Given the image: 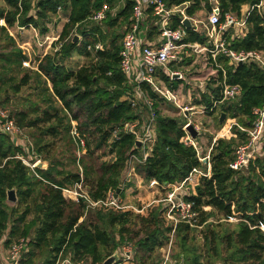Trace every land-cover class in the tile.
<instances>
[{"label": "trees", "instance_id": "obj_1", "mask_svg": "<svg viewBox=\"0 0 264 264\" xmlns=\"http://www.w3.org/2000/svg\"><path fill=\"white\" fill-rule=\"evenodd\" d=\"M2 1L0 95L3 98L0 103L7 105L11 98L20 101V105L14 104L10 109L9 116L18 128L29 130L31 144L27 143L25 150L9 134L0 132V248L6 251L14 241L25 237L29 239L27 252L20 264H59L64 259L97 264L112 254L121 242L137 239L132 264H161L162 259H155L154 254L168 243L172 229L162 202L139 206L141 212L132 207L90 209L84 198H66L62 192L81 183L87 188L90 199L103 200L110 189L118 187L129 155L135 154L141 159L138 148L134 147L133 135L120 131L117 138L112 136L125 121L141 120L129 101L123 98L131 91V85L119 66L121 43L117 41V35L111 33L115 27L129 26L132 0ZM216 1L221 21L225 13L239 18L243 5L251 7L245 20L244 35L231 37L232 26L224 33L228 47L234 51H264V17L255 6L259 0ZM165 2L167 7L187 3V16L204 9L210 12L212 7L209 0ZM120 3L123 5L117 12L108 13L104 20L107 30L103 31L98 24L86 29L89 18L103 4L113 8ZM58 8L68 12L55 43L60 44L59 48L52 45L51 51L37 61L36 69L25 67L23 62L27 57L8 28L15 23L30 24L43 34ZM32 9L34 14H30ZM180 17L178 13L174 14L169 27L177 28ZM149 27L155 29L152 18ZM74 31L80 36L76 41H73ZM148 37L152 35L149 33ZM98 42L103 45L102 50L93 48ZM183 42L212 47L205 32L192 28L186 29ZM88 45L92 50L87 49ZM74 53L89 61L76 69L67 68L65 60ZM216 61L224 73L217 68L216 78L208 83L205 93H201L194 103L208 109L219 100L223 82L238 85L239 98L219 105V110L233 123L249 128L255 118L253 109L264 108V69L252 62L230 64L229 58L222 53L217 54ZM157 74L167 85L174 89L178 87L165 72L158 71ZM24 88L27 92L21 96ZM143 88L154 99L156 140L149 156L137 162L135 171L146 181L156 179L161 185L179 183L193 168L203 164L193 147L181 141L184 123L162 115L158 101L164 99L153 93L149 86L143 84ZM71 120L76 122L78 136L84 140L79 157L74 152L78 148L76 140L70 134ZM236 124L231 126L230 136L216 138L210 151L208 175H197L195 182L187 186L184 199L194 203L198 223L206 225V229L199 248L187 243L189 226L185 223L177 225L172 237L180 248L173 254L176 263L182 260L181 264H205L203 258L209 264L216 261L221 264H264V233L259 229L264 224V139L263 154L254 155L245 171L231 169L228 164L234 158L235 146L247 138ZM59 142H63L64 147L58 154L66 155L65 160L53 153ZM101 150L112 158L96 163L100 159L97 153ZM21 155L30 156L31 163L35 157L46 161V168L35 166L31 169L19 157ZM11 188H15V203L6 198V191ZM216 214L225 220L237 218V222L227 229L222 224L209 223L210 217ZM3 235L5 238L2 239ZM2 261L0 256V264Z\"/></svg>", "mask_w": 264, "mask_h": 264}, {"label": "built area", "instance_id": "obj_2", "mask_svg": "<svg viewBox=\"0 0 264 264\" xmlns=\"http://www.w3.org/2000/svg\"><path fill=\"white\" fill-rule=\"evenodd\" d=\"M210 1V0H209ZM132 10L130 16V24L125 29V35L122 41L120 50V69L127 78L128 84L131 85V91H128L123 96L124 99L128 100L135 113L139 115L140 119L125 121L120 128L113 131L112 136L118 137L120 131L131 134L135 140L140 141L138 150L141 152V159L137 158L135 154H130L127 161L125 170H127V176L124 181H121L118 185L120 191L124 190L122 185L135 176V169L133 162L144 161L149 156L153 144L156 140L155 133V107L154 99H152L146 89L143 88V84L149 86L150 90L157 94L159 97L176 103L177 90L167 85L157 74L158 71H163L169 76L170 80L183 79V74L179 71L170 70L171 64L179 63L184 59V56L188 54V50L195 53H203L207 55L208 60H211V64L215 69L219 68L223 71L221 65L216 61L218 53L229 58L230 64H237L242 62H252L259 68L264 69V51L263 50H250V51H234L228 47V43L225 42L224 33L230 26L235 27L236 31L233 32V36L244 35L243 31L246 30L245 20L248 15L245 14L243 18L236 19L232 13H225L224 20L220 19V9L218 4L214 2L211 10L207 17V27L205 34L209 39V43L212 47L199 44V43H184L183 39L186 36V28L183 26L182 21L184 18H189L185 15V7L188 5L184 3L178 6L167 7L165 0H132ZM259 14L264 17V0H259L255 5ZM117 6L110 8L107 4H103L101 8L95 11L89 18L91 25L102 23L108 13L115 14L117 12ZM151 9V11H148ZM180 13V25L177 28H170V20L175 13ZM153 19L154 25L159 29V38L151 43H146L142 36V30L149 28V19ZM193 20V19H192ZM194 21V20H193ZM192 24V22H191ZM194 24L196 22L194 21ZM31 26V25H29ZM23 28V27H20ZM34 32L36 30L34 28ZM75 34V33H74ZM76 35V34H75ZM36 37V34H35ZM80 37V36H78ZM50 40L49 36H45L43 41H38L39 45H42L45 41ZM60 46L57 45L56 49ZM27 46L24 47L26 50ZM96 50H102L103 45L98 42L93 46ZM88 50H92V46H87ZM25 65V62H23ZM240 87L238 85H229L223 82L221 89V96L219 100H215L212 107L206 109L203 107L201 112H211L213 108H218L219 105L225 102L237 100L240 96ZM193 109L187 108V111ZM216 110V109H215ZM215 112V111H214ZM253 115L255 116L251 126L244 128L240 125L237 127L244 131L247 135L245 141L238 143L234 148V158L228 164V166L235 171H245L248 167L249 161L254 155H262V144L264 139V108L253 109ZM187 118V115H185ZM192 124L197 130L201 131V127L196 123H193L191 119L184 122L182 129L184 135L181 141L189 146H192L196 152L198 160L203 164L202 167L193 168L188 176L179 183L161 185L156 179L148 180L151 186H167L169 192L166 197L161 200L163 208L165 209V216L172 226L170 239L168 243L161 247L166 248L167 253L165 256L164 263L167 262L169 255V249L173 233L179 223H185L190 227L201 228L203 224L198 223V212L193 209L194 203L186 201L184 196L188 193L186 185H192L197 175L207 176L210 169V151L215 143V138L211 147L206 151V155H202V148L197 143L196 139H192L190 134L186 131V126ZM0 132L9 134L13 140L15 135H19L22 132L21 128H18L13 120L5 111L0 110ZM71 136L76 140L78 150L84 146V140L79 138L76 122L71 120L70 128ZM15 143L19 144L17 137L14 138ZM135 147V146H134ZM80 156V153L77 155ZM21 158V157H20ZM40 160L36 159L32 164L27 165L33 169ZM196 176V178H195ZM82 184L78 183L73 189H63V195L70 196L71 194H77L78 197L84 198L87 203V208L94 209L97 207H110L113 206L118 209L124 207H132L130 205L123 204L122 198L119 196V192L116 193L115 189H110L105 199L94 201L89 198L86 191H83ZM187 190V192H186ZM77 197V198H78ZM73 198V197H71ZM76 198V199H77ZM134 208V207H132ZM135 209V208H134ZM141 211V209H135ZM231 219V218H230ZM259 229L264 233V224L259 226ZM29 239L21 237L14 241L7 250V256L5 259L6 264H20L24 254L27 252V243ZM118 250L119 259L114 264H132L135 256V246L125 240L120 243L116 248ZM59 264H85L84 261L72 262L69 259L62 260ZM97 264H103L97 263Z\"/></svg>", "mask_w": 264, "mask_h": 264}, {"label": "rangeland", "instance_id": "obj_3", "mask_svg": "<svg viewBox=\"0 0 264 264\" xmlns=\"http://www.w3.org/2000/svg\"><path fill=\"white\" fill-rule=\"evenodd\" d=\"M211 4H213L215 1L210 0ZM0 3L3 4V1L0 0ZM186 8V7H185ZM62 13V12H60ZM209 12H207L206 9L204 10H200L197 11L192 17V19L196 22V25L199 27V30L203 29V32L206 31L207 27L209 28V25L207 24V17H208ZM113 15V14H111ZM57 15L55 14V17ZM65 17V18H64ZM54 15L51 17V21H54ZM66 19V13L64 14H60L59 18H57V22H65ZM52 22L50 23V27H52ZM90 24V23H89ZM100 26H102L101 28L104 29L103 31L107 30V26L105 24V21H103ZM124 25L119 26V27H115V29H113V34L117 35V41L119 43H121L122 45V41L125 35V32H123L124 30ZM235 28V27H234ZM233 28V32H235ZM112 29V28H111ZM238 31V30H236ZM105 33V32H104ZM110 33V31L108 32ZM111 38V37H110ZM33 46V48L35 49L34 44H31ZM188 54L186 56H184V58H190V54H193V59H194V64L192 65V63L189 65H183L181 66L180 64H176V65H171L169 68L172 71H179L183 74V79H180V83L178 84V87L176 88L177 90V100L176 103L173 101H167V100H159L158 101V110L161 112L162 115L164 116H168L171 118H176L180 123H184L187 122L188 119H191L193 123H196L197 125H199V127H201V135L200 137L197 139V142L203 147L202 150V155H206V151L211 147V143H213V140L215 138H218V136L223 135V136H230L229 130L232 126L233 121L225 116V119L220 123L219 122V116H215L218 111H219V107L216 108V114L213 115L214 113H209V112H201L202 107H199L198 105H196L194 103L195 100L199 99V96L201 94V90L205 89L206 84L212 79V77H216V71L213 72L212 75H209L208 72H210L211 70V66L209 64L210 61L207 58L206 54L203 53H195L191 50L187 51ZM199 54V55H198ZM32 58H34V54L31 56ZM68 61L73 62L71 65V67H76L78 64H84L86 62H88L89 60L83 56H79L74 54ZM209 62V63H208ZM28 67V66H26ZM192 77V78H191ZM27 92V88H24L21 91V96H23L24 94H26ZM3 98V95H0V99ZM14 104L20 105V101L15 100L14 98L10 99V103L9 104H5L2 105L0 103V110L5 111L7 114H9L10 109L13 107ZM193 107V109H191L190 111H187V108H191ZM185 115H187V118L185 117ZM213 115V116H210ZM221 125H220V124ZM217 125H220V127L217 128ZM28 129L23 128L21 134L19 135H15L13 137V141L15 142V137H17L19 144L25 149L27 150V143L31 144V138H29L28 136ZM64 147V143L63 142H59L57 144V146L54 149L55 156L56 157H62L60 154H58V152ZM78 149V148H77ZM75 150L74 152L78 155V153H80V155L82 154L81 150ZM97 155H100V159L95 161L96 163L101 162L103 160H109L112 158V155L108 154V153H102L101 151H98ZM21 157V159L23 160V162L27 165L28 164H32L31 163V157L30 156H19ZM67 156L64 155L62 157L63 160H65ZM35 159H39V162H45L47 165L46 161L41 160L38 157H35ZM138 161H134L133 162V166L135 169V165L137 164ZM73 167V166H71ZM136 172V171H135ZM127 170L124 169V172H122L121 177H120V182L124 181L125 177L127 176ZM139 177H141L138 173L137 176H132L131 177V182L133 183V187H131L130 181L128 180L125 185H122V188H125V190H128V192H124V194L121 196L122 200H123V204L126 205H130L132 207H134L135 209H138L139 206H148L153 202H156L157 200H161L162 198L166 197L167 193L170 191L168 187H151L149 182H147L146 180H141L138 182ZM196 178V176H195ZM135 184V185H134ZM139 184V185H138ZM187 186L190 185H186V189ZM75 189V188H74ZM72 190L74 192H76L75 190ZM83 191H86L87 188L85 186H82L81 188ZM187 192V190H186ZM71 197H69L68 195H66V198H70V199H76L78 197V195L76 194H70ZM210 208H207L206 210H209ZM141 212V211H139ZM89 215V214H88ZM87 215V216H88ZM221 216L219 214H216L215 216L210 217V219L208 220L209 223H212L213 225H217V224H222L223 228H229V227H233L235 224V222H237V218H231L229 220H225V219H221ZM30 218V216L28 217ZM92 219V218H91ZM191 229L190 231H188V244L189 246H199L202 247L203 244V237L202 234L206 229V225H203L201 228H194V227H190ZM5 238V235H3L2 239ZM136 240L137 239H127V241L131 242L135 247H136ZM122 243V242H121ZM7 251V250H6ZM180 251V248L178 247V245L175 242V239L172 238L171 241V246L169 249V255H168V260L165 264H181L182 260L179 261V263H176V261L173 258V254L175 252ZM167 253V249H161L159 248L156 253L154 254L155 259L158 258L159 260L162 259V263H164L165 260V256ZM203 263L205 264H209L208 261H206L205 259H201ZM85 264H88V262H85ZM215 264H221V262L216 261Z\"/></svg>", "mask_w": 264, "mask_h": 264}, {"label": "crops", "instance_id": "obj_4", "mask_svg": "<svg viewBox=\"0 0 264 264\" xmlns=\"http://www.w3.org/2000/svg\"><path fill=\"white\" fill-rule=\"evenodd\" d=\"M213 1H215L216 3H217V1L216 0H213ZM34 2V1H33ZM123 2V1H122ZM120 5H123V3H120L119 5H116L117 7V10L120 8ZM250 9H251V7L249 6V5H243L242 6V8H241V15H240V17L238 18V17H236L235 16V18L236 19H241V18H243L244 17V15L245 14H247L249 11H250ZM60 12H62V13H60ZM65 13H66V19H67V15H68V12L67 11H65V10H63V9H61V8H58L57 9V13H56V17H55V15H54V21L52 22V21H50L49 23H47V25H46V27H47V30H46V32L45 33H41L40 32V30H39V28L38 27H34L33 25H31V26H29V25H19L18 23H15V25L14 26H12V27H10V28H8V32H9V34L15 39V41H16V43H17V45L21 48V50H22V52H23V54L27 57L26 58V60L24 61L25 62V67L26 66H28V67H30V68H32V69H36V64H37V61L39 60V59H41L47 52H49V51H51V49H52V45H55V43L57 42V39H58V37H59V34H60V32H61V30H62V28H63V25H64V23L67 21H65V22H57V18H59V15L60 14H64L65 15ZM178 13V12H177ZM30 14H34V9H32L31 10V12H30ZM176 14V13H175ZM178 14H180V13H178ZM186 15V14H185ZM187 16V15H186ZM52 17V16H51ZM190 18H192L191 16H189ZM65 18V17H64ZM190 20V19H189ZM52 22V27H50V23ZM191 22H192V29H194L195 31H199V32H202L203 31V29H201V30H199V27L196 25V24H194V21L191 19ZM90 22H87L86 23V29H88L89 27H91V24H89ZM0 24H4V21L3 20H0ZM101 24V23H100ZM100 24H98L99 26H100ZM20 27H23V28H20ZM100 27H102V26H100ZM124 27V29L126 28L125 26H123ZM34 28H35V30H36V33L34 32ZM156 29V30H155ZM155 29H153V30H151V27H149V28H146V29H143L142 30V36H143V38H144V41L146 42V43H151V42H153V41H155V40H157L158 38H159V33H160V31H159V29L155 26ZM102 30H104V29H102ZM234 30H235V28H234ZM150 31H152V32H150ZM246 32V30L245 31H243V34ZM74 33H75V31H74ZM151 34L152 35V37L151 38H149L148 37V34ZM35 34H36V37H35ZM77 35V34H76ZM45 36H49L50 37V40H48V41H45L42 45H39L38 44V42H37V40L38 41H43V39H44V37ZM78 36V35H77ZM78 39H80V37H78ZM77 39V40H78ZM76 41V40H75ZM34 44V46H35V49L33 48V46L31 45V44ZM27 46V48H26V50L24 49V47H26ZM56 47H57V45H55ZM56 49V48H55ZM34 54V58H32L31 56ZM75 54V53H74ZM74 54H72V56L74 55ZM193 54L194 53H191L190 54V58H184L181 62H179V63H177L178 65L180 64L181 66H183V65H190L191 63H192V65L194 64L193 62H194V59H193ZM77 55V54H76ZM199 55V54H198ZM71 56V57H72ZM80 56V55H79ZM71 57H68L66 60H65V66L67 67V68H70V69H76L77 67H79V66H81L82 64H78L76 67H71V65L70 64H72L73 62H71V61H68ZM84 57V56H83ZM86 58V57H85ZM209 63V62H208ZM171 65H176L175 63H173V64H171ZM210 66H211V70H210V72H208V74L209 75H212L213 74V72H215L216 71V69L213 67V65L212 64H209ZM216 74H217V71H216ZM192 78V77H191ZM216 78V77H215ZM214 77H212V79L211 80H214L215 79ZM210 80V81H211ZM209 81V82H210ZM174 82L175 83H177V85L181 82H179V81H176V80H174ZM208 82V83H209ZM172 83V82H171ZM208 83L206 84V86L208 85ZM205 86V89L204 90H201V93H205V91H206V87ZM199 98H200V96H199ZM199 107H204L203 105H198ZM214 114L213 115H215L216 114V112H213ZM219 113H220V110L218 111V113L215 115V116H219ZM213 115H210V116H213ZM227 117V116H226ZM218 127H220V126H218L217 125V128ZM200 135H201V132H200V134L197 136V138H196V141H197V139L200 137ZM220 136V135H219ZM221 136H223V135H221ZM198 143V142H197ZM199 144V143H198ZM200 145V144H199ZM201 146V145H200ZM201 148H202V150H203V147L201 146ZM139 152V154L141 155V152L140 151H138ZM135 176H137V173L135 172ZM141 180H143V178L142 177H139V180H138V182L139 181H141ZM148 182V181H147ZM130 184H131V187H133V183L130 181ZM139 184H140V182H139ZM138 184V185H139ZM135 185V184H134ZM151 186V185H150ZM151 187H154V186H151ZM160 187H162V188H164V187H167V186H160ZM129 191V189L128 190H121V191H119V196L121 197L123 194H124V192L126 193V192H128ZM7 251H5L4 249L2 250L1 248H0V256L2 257V263L3 264H6L5 263V259H6V256H7Z\"/></svg>", "mask_w": 264, "mask_h": 264}, {"label": "water", "instance_id": "obj_5", "mask_svg": "<svg viewBox=\"0 0 264 264\" xmlns=\"http://www.w3.org/2000/svg\"><path fill=\"white\" fill-rule=\"evenodd\" d=\"M183 26L186 29H191L192 28V24L189 20V18H184L182 21ZM78 36L74 35L73 36V41L77 40ZM226 113L225 112H220L219 114V122L221 123L224 119H225ZM186 131L190 134V136L192 137V139H196L197 136L200 134V131L197 130L192 124H188L186 126ZM135 148H139L140 146V141L135 140ZM37 167L39 168H46V163L45 162H38L36 163ZM120 187L116 188V193H118L120 191ZM6 198L8 202L11 203H15L17 201V196H16V192H15V188H11L9 190L6 191ZM119 259L118 257V250L115 249L112 254H110L109 256H107L104 260H103V264H114L117 260Z\"/></svg>", "mask_w": 264, "mask_h": 264}, {"label": "bare ground", "instance_id": "obj_6", "mask_svg": "<svg viewBox=\"0 0 264 264\" xmlns=\"http://www.w3.org/2000/svg\"><path fill=\"white\" fill-rule=\"evenodd\" d=\"M72 193V191H70V194Z\"/></svg>", "mask_w": 264, "mask_h": 264}]
</instances>
